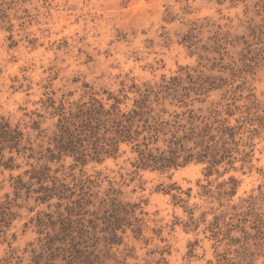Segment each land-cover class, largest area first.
Masks as SVG:
<instances>
[{"label":"rangeland","instance_id":"obj_1","mask_svg":"<svg viewBox=\"0 0 264 264\" xmlns=\"http://www.w3.org/2000/svg\"><path fill=\"white\" fill-rule=\"evenodd\" d=\"M0 264H264V0H0Z\"/></svg>","mask_w":264,"mask_h":264},{"label":"trees","instance_id":"obj_2","mask_svg":"<svg viewBox=\"0 0 264 264\" xmlns=\"http://www.w3.org/2000/svg\"><path fill=\"white\" fill-rule=\"evenodd\" d=\"M147 98H143L135 107L131 108L127 113H122L121 117L117 119V116L107 118L109 130L113 133L112 142L116 143L119 140L134 142L138 140L139 135L143 132H147L149 135H143L142 141L135 142L132 148H135L138 156L136 163L141 166H153V167H168L170 165H177L179 158L182 157L181 163H185L188 160L195 158L197 160L209 159L212 163L217 162V155L220 151L229 152L224 145L216 146V144H208V140H204L203 137L206 133H196L195 136L201 138L196 142L198 149L193 152L194 148L186 149L181 145L183 138H192L195 131L192 127L189 130V135L184 134L181 137H177L175 130L171 139L168 140L167 149L152 152L148 148V144L144 142L147 139H157L159 133L163 131L164 127L168 125V121H159L158 117L151 116L152 108L147 103ZM109 115L111 113L109 112ZM178 123V122H176ZM185 125L175 124L177 129L184 127ZM206 129H204L205 132ZM152 133V134H151ZM141 145H144L143 147ZM110 151H115L117 146H110ZM102 147H100L101 149ZM96 151L98 148H95ZM158 150V148H157ZM183 151H188L187 154H183Z\"/></svg>","mask_w":264,"mask_h":264}]
</instances>
